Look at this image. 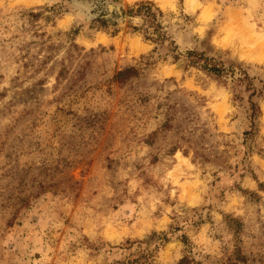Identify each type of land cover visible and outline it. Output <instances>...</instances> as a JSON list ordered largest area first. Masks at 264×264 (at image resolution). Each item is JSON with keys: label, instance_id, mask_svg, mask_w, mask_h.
<instances>
[{"label": "clouds", "instance_id": "1", "mask_svg": "<svg viewBox=\"0 0 264 264\" xmlns=\"http://www.w3.org/2000/svg\"><path fill=\"white\" fill-rule=\"evenodd\" d=\"M120 6L0 0V264H264V0ZM122 30L143 46L119 66L95 41ZM113 84L128 123L96 156ZM85 161L86 194L53 182Z\"/></svg>", "mask_w": 264, "mask_h": 264}, {"label": "rangeland", "instance_id": "2", "mask_svg": "<svg viewBox=\"0 0 264 264\" xmlns=\"http://www.w3.org/2000/svg\"><path fill=\"white\" fill-rule=\"evenodd\" d=\"M91 2L95 5V11L97 12L98 15H100V18L106 19V23H108L109 19L112 17H120L124 16L127 13L125 10L120 6L121 3L127 7V0H91ZM129 41L130 44H129ZM82 43H90L88 40L85 38H81ZM114 43L115 47L113 50V56L114 57H119L120 58V65L123 66L125 63L128 62L134 55L137 54V49L142 47L143 45L139 43L137 40L132 39L131 37L127 36V32L122 30L119 33L116 34H108L105 32H100L97 36V40L95 43L100 44V43ZM163 43V40L161 41ZM55 49L53 46L48 45H41L40 46V55L43 56V60L37 63L34 67L37 70H41L44 67L47 66V64L52 60L53 55H54ZM190 55H195L194 53H189ZM200 58H203L202 56ZM98 62L100 64L104 63V56L103 53H101L100 57L98 58ZM212 63V61H209ZM214 64V63H213ZM89 71L93 74H95L97 70L96 64H90L87 66ZM103 71V69H101ZM135 71V70H134ZM130 71V72H134ZM207 75L211 76L213 75L211 72L208 70H204ZM80 73H78L79 75ZM61 77H66V72L64 70H61L60 73ZM108 85L106 84L105 87ZM113 87H116V96L115 99L112 102L111 105V112L105 114V116L102 119V131L103 135L101 137V140L99 141L98 149L96 152V156H99L100 152L104 150V147L107 143L110 142L112 139L113 133L116 132L118 128H124L127 125V121L122 120V109L126 106L125 104V93L123 90L118 88L115 84H113ZM258 99H264V97H258ZM60 116L63 117L65 113L60 111ZM264 115V114H261ZM249 133H246V135ZM89 160H92L93 157H89ZM205 159H207L205 157ZM217 162H221L219 157L216 158ZM98 166V165H97ZM93 168V164L85 161L84 163H79L78 165H68L66 167V170L62 174L54 175L52 177L53 182L63 180L65 185L68 187H71L74 193H84L86 194V189L88 186V181L90 176L92 175L91 169ZM251 198H255L250 194ZM238 198L233 197V202H237ZM238 211L239 209H234ZM232 225L238 226L237 221H230ZM184 241L187 244V237H184ZM150 255L149 257H143L142 258V264H150ZM173 255V253L165 249L164 254H163V259L167 260ZM237 258L239 260H246L244 256L240 254V250L237 249ZM188 264V261L186 262Z\"/></svg>", "mask_w": 264, "mask_h": 264}, {"label": "trees", "instance_id": "3", "mask_svg": "<svg viewBox=\"0 0 264 264\" xmlns=\"http://www.w3.org/2000/svg\"><path fill=\"white\" fill-rule=\"evenodd\" d=\"M99 20L102 22V23H106V19H102V18H100L99 17ZM162 41V40H161ZM210 60H205V68H206V70H208L209 72H211L212 74H216V75H219L220 73H221V68H219L216 64H213V63H210L209 62ZM127 72H130V71H134V69H128V70H126ZM118 79H120V76L118 75V77H117ZM252 111H253V113L254 114H256V113H258V109L256 108V106L255 105H253L252 106ZM253 118H255V117H253ZM186 262H187V258H185V260L184 261H181V264H186Z\"/></svg>", "mask_w": 264, "mask_h": 264}]
</instances>
